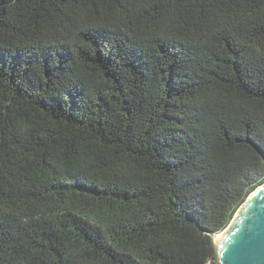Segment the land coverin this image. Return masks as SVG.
Instances as JSON below:
<instances>
[{
  "label": "trees",
  "instance_id": "1",
  "mask_svg": "<svg viewBox=\"0 0 264 264\" xmlns=\"http://www.w3.org/2000/svg\"><path fill=\"white\" fill-rule=\"evenodd\" d=\"M264 185V0H0V264H220Z\"/></svg>",
  "mask_w": 264,
  "mask_h": 264
},
{
  "label": "water",
  "instance_id": "2",
  "mask_svg": "<svg viewBox=\"0 0 264 264\" xmlns=\"http://www.w3.org/2000/svg\"><path fill=\"white\" fill-rule=\"evenodd\" d=\"M215 245L220 264H264V185L250 194Z\"/></svg>",
  "mask_w": 264,
  "mask_h": 264
},
{
  "label": "rangeland",
  "instance_id": "3",
  "mask_svg": "<svg viewBox=\"0 0 264 264\" xmlns=\"http://www.w3.org/2000/svg\"><path fill=\"white\" fill-rule=\"evenodd\" d=\"M238 211H239V210H238ZM232 220H233V219H232ZM230 224H231V222H230ZM230 224H229V226H230ZM229 226H228V227H229ZM228 227H227L223 232L219 233L218 235H216V236L214 237V242L216 241V238H217L220 234H222V233H224L225 231H227Z\"/></svg>",
  "mask_w": 264,
  "mask_h": 264
},
{
  "label": "bare ground",
  "instance_id": "4",
  "mask_svg": "<svg viewBox=\"0 0 264 264\" xmlns=\"http://www.w3.org/2000/svg\"><path fill=\"white\" fill-rule=\"evenodd\" d=\"M219 237V236H218Z\"/></svg>",
  "mask_w": 264,
  "mask_h": 264
}]
</instances>
